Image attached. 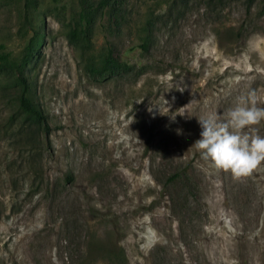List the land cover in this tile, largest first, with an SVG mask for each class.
Listing matches in <instances>:
<instances>
[{
  "label": "rangeland",
  "instance_id": "obj_1",
  "mask_svg": "<svg viewBox=\"0 0 264 264\" xmlns=\"http://www.w3.org/2000/svg\"><path fill=\"white\" fill-rule=\"evenodd\" d=\"M250 91L264 0H0V264H264V164L237 179L194 144Z\"/></svg>",
  "mask_w": 264,
  "mask_h": 264
},
{
  "label": "clouds",
  "instance_id": "obj_2",
  "mask_svg": "<svg viewBox=\"0 0 264 264\" xmlns=\"http://www.w3.org/2000/svg\"><path fill=\"white\" fill-rule=\"evenodd\" d=\"M164 103L169 112L168 101L164 100ZM175 115H171L172 119ZM262 121L264 107L257 106L256 94L250 91L236 98L235 106L225 117L210 113L199 118L202 131L194 144L202 158L210 161L216 169L230 172L237 179L247 177L264 164V136L255 127Z\"/></svg>",
  "mask_w": 264,
  "mask_h": 264
},
{
  "label": "trees",
  "instance_id": "obj_3",
  "mask_svg": "<svg viewBox=\"0 0 264 264\" xmlns=\"http://www.w3.org/2000/svg\"><path fill=\"white\" fill-rule=\"evenodd\" d=\"M111 1H115V0H99V3L102 6H105L108 5ZM83 18H84V14L83 12H80V22L82 21L81 19ZM72 31H74V29ZM73 33L74 32H72V35H74ZM38 41L39 38L37 36V31H36L34 32V34H32V36L26 43L21 61L27 60L29 56L35 53L36 44L38 43ZM2 58H4V56H2ZM103 64L107 69H109L111 73L114 74L122 72L128 68L127 63L119 62L115 58L111 47H108L107 49V53L105 54ZM17 80L21 83V90L16 95L19 108H21L25 114L31 116L35 122L45 121L46 116L44 114V111L42 110V108L40 107V103L36 99V94L34 93V89L32 88L27 76H25L23 72L19 71L17 75Z\"/></svg>",
  "mask_w": 264,
  "mask_h": 264
}]
</instances>
